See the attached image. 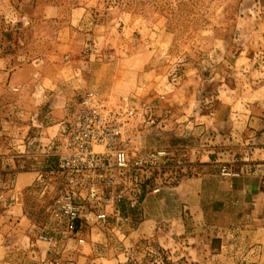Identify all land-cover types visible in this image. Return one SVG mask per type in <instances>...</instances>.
Returning a JSON list of instances; mask_svg holds the SVG:
<instances>
[{
  "label": "rangeland",
  "instance_id": "rangeland-1",
  "mask_svg": "<svg viewBox=\"0 0 264 264\" xmlns=\"http://www.w3.org/2000/svg\"><path fill=\"white\" fill-rule=\"evenodd\" d=\"M0 43V106L16 122L12 136L0 123L1 202L16 201L17 188L19 212L49 221L63 189L59 123L91 90L155 103L162 115L144 129V144L176 158L147 174L167 181L158 201L147 198L144 230L140 202L117 206L121 214L111 206L107 222L84 225L87 245L16 238L31 264H264V237L254 232L263 226L218 222L227 195L213 185L203 197L209 223L192 220L196 233L175 235L164 219L190 216L186 205L201 199L199 182L190 184L194 169H185L190 151L195 159L216 150L219 180L228 182L242 176L221 174L235 150L244 158L259 146L264 160V135L256 145L242 135L248 116L264 119V0H0Z\"/></svg>",
  "mask_w": 264,
  "mask_h": 264
},
{
  "label": "built area",
  "instance_id": "built-area-1",
  "mask_svg": "<svg viewBox=\"0 0 264 264\" xmlns=\"http://www.w3.org/2000/svg\"><path fill=\"white\" fill-rule=\"evenodd\" d=\"M160 111L128 94L91 90L81 97L61 124L57 170L65 185L49 221L37 229L39 240L53 246L73 237L87 245L86 223L107 222L111 206L121 214L117 206L139 204L137 188L147 174L176 161L170 148L144 144L143 131L159 120ZM221 174L231 178L239 172L224 164Z\"/></svg>",
  "mask_w": 264,
  "mask_h": 264
},
{
  "label": "crops",
  "instance_id": "crops-1",
  "mask_svg": "<svg viewBox=\"0 0 264 264\" xmlns=\"http://www.w3.org/2000/svg\"><path fill=\"white\" fill-rule=\"evenodd\" d=\"M3 108L6 107L4 106ZM3 108L2 106H0V123H2L3 125L4 132L6 134L10 133L8 136L10 135L12 136L16 131V122H15V126H13V122L15 121V119H13L12 117H7V116L5 117V115H3L4 114ZM71 109L69 110V112L71 111ZM62 122L63 121H61L59 124H62ZM260 123H264V119L257 116H248L247 122L243 126L244 131H242V135H246V134L247 136L249 135L251 138L246 139V141H248L249 143L253 141L252 142L253 145H256L257 143L254 139L261 138V135H264V125L263 128H261L260 126H258ZM3 138H8V137L5 136L2 137L1 139ZM252 148L254 147L252 146ZM256 148L258 149L260 147L258 146ZM257 149L255 151L250 152V154L247 153L248 155H246L244 158L240 154L239 150H235V152L232 154L233 160L230 162L232 164L231 167L234 170L240 172V175L242 176L239 178H235L231 182L219 180L218 166H220V162H219L220 160L218 158L219 153H217L216 150L208 151L207 149H201L198 152V154L194 156L196 157L195 159H193V153L192 151H190L189 157H192V160L190 162V165L189 163H187L186 165L187 167H185V169L188 168L189 170L194 169L193 172H195V175L194 177H192L191 179L192 182H190V184L199 182L200 185L199 191L201 193V199L195 202H188V204L186 205V207L190 210V214H188L190 216L187 215L185 216V214L184 215L175 214L167 218H164L166 220L169 219L171 221L170 225L174 226L175 229L171 230V232L179 236L182 235L190 236L198 231L196 228L192 230V227L195 225L192 223V220L201 223L204 222L206 225L207 223H209L210 220V211L208 209L209 203L206 202V200L203 199V197L205 198L204 196L205 191H207L213 185L214 189L216 188L219 192H223L224 194L227 195L225 201H223V203H220V207H222V209H219L215 213L216 218H218V222L219 220H228L230 223L241 222V221L255 222V224L258 223L259 225L263 226L262 228H259L258 230L254 231L256 233V237L257 236L264 237V162H263L264 160H258V157H260V159L261 158L263 159V156H261V154L257 151ZM215 153L217 154L215 155ZM159 169L160 168L154 171H157ZM210 170L212 172H210ZM210 175H213L214 178H212ZM153 176L154 174L151 176L149 175L145 179V182L137 188V193L141 204V206L138 207V211H137L138 217H140L139 219L140 230H144L147 223L151 220L146 215L148 196L152 195L149 196V200L155 199L154 201L156 202L158 201L157 196L164 193L162 187V184H164V182L162 181L166 180L167 178L163 177V180L161 181V177L155 176L156 179L155 180L152 178ZM62 178H63L62 186L64 187L65 185L64 177L62 176ZM212 179H214L215 182ZM156 181H158L159 185L158 183H156ZM179 187L181 186L174 184L170 188L175 189ZM12 188L13 187H11V189ZM157 189L160 190L156 192ZM16 190L17 188L14 190V192ZM14 192H12V196L16 197V201L9 200V198L7 199L8 200L7 203L0 201V216H3L4 214L2 204L5 203L8 205L7 207L10 208V210H8L10 216H7V218L0 217V264H31L28 261V258H25L26 251L24 250V248L22 247L19 248L15 245V239L18 237H23L24 239H28V241L30 242L31 237L34 236L37 237L36 235L37 231H34L33 227L37 226L38 229L44 224L42 225L36 223L24 211L19 212L22 206H24L23 205L24 200L22 199L23 203L21 202L19 203L18 202L19 196L13 194ZM220 228H225L224 230L226 231L229 230L236 231L235 228H229V227L226 228L223 226ZM257 247L258 246L254 248L253 250L254 252H256L257 249L258 250L261 249L262 246L259 248ZM258 264H262V263H258Z\"/></svg>",
  "mask_w": 264,
  "mask_h": 264
}]
</instances>
